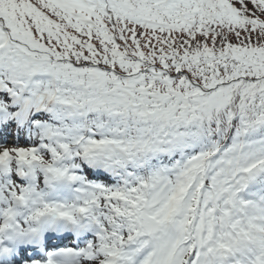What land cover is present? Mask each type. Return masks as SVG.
<instances>
[{
  "label": "snow or ice",
  "instance_id": "obj_1",
  "mask_svg": "<svg viewBox=\"0 0 264 264\" xmlns=\"http://www.w3.org/2000/svg\"><path fill=\"white\" fill-rule=\"evenodd\" d=\"M0 264H264V0H0Z\"/></svg>",
  "mask_w": 264,
  "mask_h": 264
}]
</instances>
